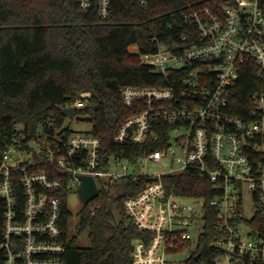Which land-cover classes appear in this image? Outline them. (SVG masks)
Wrapping results in <instances>:
<instances>
[{
  "label": "built area",
  "instance_id": "obj_1",
  "mask_svg": "<svg viewBox=\"0 0 264 264\" xmlns=\"http://www.w3.org/2000/svg\"><path fill=\"white\" fill-rule=\"evenodd\" d=\"M75 1L84 12L95 2L102 20L112 16V0ZM129 1L144 8L149 3ZM182 19L195 27V35L171 43L154 38V52L129 47L165 85L122 90L124 105L143 111L114 138L121 146L161 144L156 129L166 125L171 129L161 150L135 160L105 158L99 137L67 133L65 122L53 130L41 124L32 136L18 127V136L1 150L0 264H65L68 199L80 189L82 176L92 177L99 193L124 177L151 179L122 202L145 234L134 245L133 264H199L208 209L216 216L213 264H264V0H202L189 4ZM248 65L254 66L257 90L240 116L230 111V99ZM91 97L83 91L71 99L62 109H73V117L65 119L89 107ZM168 155L177 169L157 175L136 171L141 161L160 163ZM187 170L209 178L216 192L210 201L167 192L164 177ZM101 181L106 183L100 187ZM183 198L202 201L201 211Z\"/></svg>",
  "mask_w": 264,
  "mask_h": 264
},
{
  "label": "trees",
  "instance_id": "obj_2",
  "mask_svg": "<svg viewBox=\"0 0 264 264\" xmlns=\"http://www.w3.org/2000/svg\"><path fill=\"white\" fill-rule=\"evenodd\" d=\"M148 1L144 8L129 0H112V16L102 20L95 2L84 12L75 0H0V159L1 150L18 136L19 126L30 136L41 124L48 130L62 129L61 109L83 91L91 92L90 105L77 114L87 116L105 158L135 160L166 146L165 134L171 129L166 125L155 128L161 144L121 146L114 141L124 123L143 111L126 107L122 90L165 85V79L152 73L129 47L154 52V38L171 43L195 35V27L186 25L182 15L189 4L202 0ZM256 80L253 65L242 68L230 99L232 113L247 114ZM51 121L54 126H47ZM164 184L169 194L187 198L210 201L216 194L209 178L196 170L165 176ZM146 186V177H124L101 190L98 200L82 210L76 228L79 236L88 233L87 248L70 237L73 214L67 210L65 264H133L134 245L145 234L128 217L122 202ZM215 221V212L208 209L199 264H213Z\"/></svg>",
  "mask_w": 264,
  "mask_h": 264
},
{
  "label": "rangeland",
  "instance_id": "obj_3",
  "mask_svg": "<svg viewBox=\"0 0 264 264\" xmlns=\"http://www.w3.org/2000/svg\"><path fill=\"white\" fill-rule=\"evenodd\" d=\"M65 125L70 126L71 130L78 133H88L92 131V124L87 121V116L82 114H76L75 117L70 120L68 118L65 119ZM180 165L176 162L172 155H168L167 157L163 158L160 163H156L149 160H143L138 163L136 171L140 174H147V175H157L160 173H167L171 169H177ZM130 171H133V167L129 166ZM106 182L101 181L99 182V186L101 187ZM98 200V199H97ZM96 200V201H97ZM185 204H189L194 206L197 210H200L203 202L193 201L192 199L183 198L180 200ZM68 207L71 213L73 214L72 220V229H71V236L77 238V243L79 247L87 248L90 245L88 233H84L82 235H78L76 233V228L80 223V216L82 210L84 209V205L80 200V197L76 191L71 192L69 199H68ZM201 211V210H200ZM115 216L118 218L116 211ZM183 255H181L182 257Z\"/></svg>",
  "mask_w": 264,
  "mask_h": 264
},
{
  "label": "water",
  "instance_id": "obj_4",
  "mask_svg": "<svg viewBox=\"0 0 264 264\" xmlns=\"http://www.w3.org/2000/svg\"><path fill=\"white\" fill-rule=\"evenodd\" d=\"M60 112L64 117H69V118L73 117V109L71 108L61 109ZM80 179H81L82 185L77 193L83 205L88 206L93 200L99 197L100 193L97 188L96 182L92 177L82 176L80 177ZM150 180L151 179H148L147 181H150Z\"/></svg>",
  "mask_w": 264,
  "mask_h": 264
}]
</instances>
